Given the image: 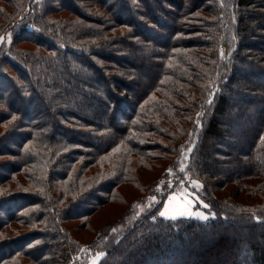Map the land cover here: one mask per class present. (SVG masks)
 Instances as JSON below:
<instances>
[{
  "label": "trees",
  "instance_id": "1",
  "mask_svg": "<svg viewBox=\"0 0 264 264\" xmlns=\"http://www.w3.org/2000/svg\"><path fill=\"white\" fill-rule=\"evenodd\" d=\"M32 1L0 0V38L10 8L16 20ZM32 6L10 23L12 55L0 45V82L12 87L0 91V264H90L98 254L97 264H264V0ZM131 51L156 68L153 77H143ZM248 113L255 123L233 119ZM184 149L206 219L161 215L170 181L185 174L177 172ZM124 186L139 194L122 216L91 227L101 208L127 202ZM75 220L92 239L75 235ZM235 223L250 236L224 233Z\"/></svg>",
  "mask_w": 264,
  "mask_h": 264
},
{
  "label": "rangeland",
  "instance_id": "2",
  "mask_svg": "<svg viewBox=\"0 0 264 264\" xmlns=\"http://www.w3.org/2000/svg\"><path fill=\"white\" fill-rule=\"evenodd\" d=\"M38 3L39 6H42L43 0H33L31 4H29L26 9L24 11H22L19 16L17 17V19L15 20V18L13 17L16 14V10L10 8V12L13 10L12 14H10V17L8 19V21L6 22V24L4 23V32L2 33L3 36H1L0 38V45L3 44V50H5V54L8 55H12L11 54V45H12V41H13V37H14V31L13 28H10V23L12 22V20L14 19V24L17 23H21L22 19L24 17V15L27 13L29 7L33 8L32 4L33 3ZM132 12L128 11V10H124L123 12H120L119 10H115V14H117L118 17H122L124 19H132ZM28 18V16L26 15V19ZM25 19V20H26ZM31 21V20H30ZM28 26V28L32 29L33 28V24H26ZM148 35V34H147ZM5 36V43H3V39ZM23 46L26 47H31L28 44H25ZM131 55H128L127 58H130V60L136 64L139 67V70L141 72V74L143 75V77H153L154 73H155V67L151 66L149 61H147L145 59V57H142V55H140V53L138 52H134L131 51L130 53ZM131 84V83H130ZM11 83L10 81H7V79L5 80L4 83L0 82V91L2 92H7L11 89ZM10 101H11V106L12 107H17L20 104L15 101V96H10ZM28 104V107L31 109L33 104ZM95 104V103H94ZM93 104V105H94ZM23 106V105H21ZM235 106V105H234ZM240 105H236V107H239ZM42 109V111H41ZM39 111H41V113H45V107L44 106H39ZM97 114H100L99 111H97ZM116 118H119V115H116ZM244 119L246 120V123H255V119L254 117L250 116L249 113L248 115L246 114V116H236L233 119ZM231 126H233V123H230ZM246 143H242L239 145L238 149H241L245 146ZM7 145V144H6ZM192 148V145L191 147ZM191 149H184L182 152V157H180L179 162L181 164V166L179 167V169H177V172L180 174V172H183L186 168V163L188 162V156H189V152ZM185 174L182 177V179H180L178 185H175L173 181H170L171 184H173V187H175V189L169 194L168 199L166 201V204L164 206V208L162 209V212H165L167 210V215H165L166 217H179L182 216L179 213L183 212L185 209H187V211L194 213L191 216L194 217H198L201 219H204V217H207L206 212L204 211V208L202 207H198L196 205V202H202L204 206H206L203 200L200 199L199 196L194 194V191L192 190L194 186H196L197 183V179L196 177L192 176V174L189 171H184ZM157 172H149L148 176L153 179L155 177ZM150 179V180H151ZM145 182L150 181L149 179H143ZM233 184H230L226 187L225 190L220 189L219 191L217 189L216 192L217 194H221L222 196L223 194H227L228 192H231V190H233ZM123 195L125 196V199L127 202H122V200L118 201L116 200V202H114V204L110 203L109 205L104 206L103 208H101L97 214H95L92 218H91V227L94 225L95 227L99 228L103 225H106L108 222H113L115 220H117V218L121 217L122 214L125 212V210L127 209V204L130 200H132L133 198L137 197V195L139 194L136 190H134L133 187H127L124 186L121 188ZM183 194V195H180ZM173 196H176L177 199L172 201V203H169V201L171 200V198ZM157 197L155 195L148 197L146 200L144 201H140L137 204L134 205L132 212H130L126 217H125V221L123 223H121L118 227V231L122 232L123 230L127 229L126 227H129L132 223L135 222V220L142 214L144 213L147 209L151 208L154 203L156 202ZM109 208L108 212L105 213V215L101 216V214L103 213V210H106L105 208ZM78 209H82V208H78ZM76 210V209H75ZM73 210V211H75ZM195 213H200L201 215H195ZM100 215V217H99ZM183 216H189V215H183ZM82 221H78L75 220L73 222L70 223V226H78V230H75L74 233L77 237H79V239L87 241L93 238L94 234L90 233L89 229H83V226L81 225ZM247 229H245L244 227H242V224H238L235 223L233 225L232 228H230L229 230L227 229V231H225L224 233H227V235H230L232 237H241L242 239H246L248 238L250 235L246 232ZM206 234L204 237L207 240V243L210 244V239H212V235H210L209 233H204ZM260 241V240H259ZM184 244L183 247H185L186 245L188 246L189 244V238H185L184 237ZM261 242V241H260ZM198 243V242H197ZM261 245L264 247V241L261 242ZM182 247V248H183ZM234 255H236V257H240V258H245L246 255V250L244 249H236L234 252ZM102 254H98L97 256L94 257V259H92L90 264H97L98 261L100 260ZM132 260V258H131ZM143 261V262H142ZM140 263L141 264H157L155 263V261L153 260H142ZM138 263V264H140ZM162 264H170L169 262L165 263L164 261H161Z\"/></svg>",
  "mask_w": 264,
  "mask_h": 264
},
{
  "label": "snow or ice",
  "instance_id": "3",
  "mask_svg": "<svg viewBox=\"0 0 264 264\" xmlns=\"http://www.w3.org/2000/svg\"><path fill=\"white\" fill-rule=\"evenodd\" d=\"M180 195H183V194H180ZM177 199V197L176 196H173L172 198H171V200L169 201V203H172V201H174V200H176ZM205 207H207V206H205ZM180 215H189V216H191V215H193L194 213H192V212H189V211H187V209H185L183 212H180L179 213ZM161 215L162 216H165V215H167V210L165 211V212H162L161 213ZM195 215H201L200 213H195ZM171 219H175L176 217L175 216H172V217H170ZM205 219L207 218V217H204ZM94 264H95V262H94Z\"/></svg>",
  "mask_w": 264,
  "mask_h": 264
},
{
  "label": "bare ground",
  "instance_id": "4",
  "mask_svg": "<svg viewBox=\"0 0 264 264\" xmlns=\"http://www.w3.org/2000/svg\"><path fill=\"white\" fill-rule=\"evenodd\" d=\"M105 209H106V210H103V213L101 214V216L105 215V213L108 212V210H109L108 206H107V208H105ZM106 211H107V212H106ZM99 217H100V215H99Z\"/></svg>",
  "mask_w": 264,
  "mask_h": 264
}]
</instances>
